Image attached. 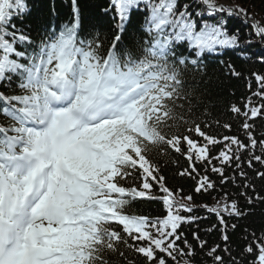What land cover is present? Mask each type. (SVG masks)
<instances>
[{"label": "snow or ice", "instance_id": "obj_1", "mask_svg": "<svg viewBox=\"0 0 264 264\" xmlns=\"http://www.w3.org/2000/svg\"><path fill=\"white\" fill-rule=\"evenodd\" d=\"M141 4L148 13L147 38L135 49H121L125 24ZM196 6L210 15L251 20L252 34L264 41V20L247 9L218 0H199ZM110 8L120 31L105 50L98 36L81 38L77 0H72V21L58 31L46 30L39 42L13 23L29 11L26 0H0V264H111L110 255L134 264L121 245L146 264H168L169 259L180 264L178 257L192 264L196 250L179 229L198 219L192 215L193 196L167 186L150 156L154 148L185 156L188 167L180 175L196 180V193L216 189L209 170L221 185L235 184L237 178L225 174L235 163L244 181L239 195L247 206L264 203L241 168L245 152L249 168L253 162L264 165V138L255 137L250 123L264 114V75L254 74L258 90L253 96L261 103L249 97L243 108L231 107L244 117L246 141L238 135L218 139L198 122L186 131L194 130L203 143L169 130L172 121L189 123L193 97L184 90L189 69L199 71L202 54L237 46L241 37L230 34L223 19L201 24L194 17L202 13H194L189 3L181 7L178 0H110ZM185 103L186 113L177 114ZM223 127L231 129V124ZM220 144L213 156L212 148ZM256 175L264 179V171ZM136 200L159 202L161 214L130 212ZM201 207L215 214L225 242L228 218L248 214L239 197L228 192ZM193 238L201 251L207 247L196 232ZM218 249L206 255L212 264H225ZM223 251L231 257L227 245ZM241 258L231 257L228 264H264V230L246 232Z\"/></svg>", "mask_w": 264, "mask_h": 264}, {"label": "trees", "instance_id": "obj_2", "mask_svg": "<svg viewBox=\"0 0 264 264\" xmlns=\"http://www.w3.org/2000/svg\"><path fill=\"white\" fill-rule=\"evenodd\" d=\"M29 11L24 14L23 19H15L13 23L17 27H22L26 33L31 35L33 40L39 42V39L46 34V30H59L61 26L70 23L73 19L72 0H26ZM80 10V36L84 39L99 37L103 42L106 50L115 35L117 34L118 17L114 9L110 8V0H77ZM181 7L185 3L192 5V11L209 14L203 6L197 7L199 0H178ZM230 3V4H229ZM228 7L239 5L247 9L251 17L256 20H264V0H229ZM144 5V4H142ZM248 6V7H246ZM254 12V13H253ZM53 13V14H52ZM147 10L140 7L133 9L130 15V20L125 24L124 32L120 41V48H132L138 46V43L146 39L144 32L145 15ZM259 14V15H258ZM195 16L194 18L201 24L207 22L210 24L216 23L218 19L226 21L225 27L229 33H236L241 37L240 43L231 48L218 49L213 54H202L199 71L189 69L184 77L187 83L184 85V90L193 97L191 103L192 113L187 116L189 123L184 124L179 120L172 121V127L169 129L173 132H179L181 135H190L191 138L197 139L203 143V138L198 137V134L193 130L187 132L186 129L193 127V122H198L202 126V130L218 139L223 136L238 135L240 139L246 141V133L241 125L244 122L243 116H237L231 111L233 104L243 108V105L248 102L249 97L255 105L261 103L260 98L253 96L258 90V84L254 74L264 75V41L256 38L251 32V20H245L243 16L238 18V15H222L215 14L209 16ZM233 17H236L234 19ZM243 21V27L238 32L234 28L238 27L236 23ZM250 41V43H249ZM212 57L210 62L208 58ZM231 66V68L229 67ZM239 73V75L233 74ZM193 81H195L193 83ZM13 83L11 87H15ZM0 90H4L0 87ZM177 103H180L179 101ZM188 104H184V108H176V113L185 111ZM225 123L231 124V129H225ZM253 125V133L257 139L264 138V114L250 120ZM187 145H185V148ZM223 144L212 148V155L215 156ZM256 154H260V149H254ZM154 162L158 163L161 168V174L166 178L167 186L170 189H183L184 195L191 194L193 196L194 211L192 215L197 217L194 222L185 223L179 229L195 248L196 254L192 257V264H212V259L206 253L216 245H219L217 255H223L225 264H228L231 257L241 258V252L244 247V237L246 232L255 231L259 235L261 230H264V203L255 202L252 206H247L246 199L240 196L243 190V179L239 178V173L236 171V165L233 163L227 166L225 174L229 177L235 176L236 183L220 184V177L217 174L208 171L211 179L216 182V189L208 192L196 193V180L188 175H180L181 171L188 167V161L181 153H176L172 150H167L166 154H162L160 148H154L150 154ZM249 153L243 154V168L248 175V178L254 183L255 189L261 195H264V179L256 175L257 171H264V165L259 162H253V167L247 166ZM218 163V161H217ZM203 174V166H199ZM129 180V183H132ZM139 183V179H136ZM225 192H228L233 198L239 197L240 206L246 208L248 214L243 218H228L227 223L229 240H222V233L215 214L209 213L201 205L208 204L212 206L216 199H219ZM154 194H159V189H154ZM252 194V193H249ZM129 211L136 214L150 215L156 217L161 214V204L157 201L136 200L129 207ZM236 224L235 229L231 227ZM215 225V227H213ZM211 231H208L209 229ZM196 232L200 240L207 241V247L201 251L199 242L193 238V233ZM131 243V241H130ZM183 247V241L180 242ZM231 249V257L224 252L225 246ZM121 250L125 252L127 261L134 264H146L142 256L137 255L121 245ZM111 264H126V260L121 259L118 255H110L108 257ZM183 259L178 257L180 264H183ZM250 259V257L248 258ZM168 264H173L169 259Z\"/></svg>", "mask_w": 264, "mask_h": 264}, {"label": "rangeland", "instance_id": "obj_3", "mask_svg": "<svg viewBox=\"0 0 264 264\" xmlns=\"http://www.w3.org/2000/svg\"><path fill=\"white\" fill-rule=\"evenodd\" d=\"M218 2L219 3H222V4H224V5H227L228 3H229V0H218ZM230 4V3H229ZM246 7H248V6H246ZM254 13V12H253ZM53 14V13H52ZM259 15V14H258ZM237 25H238V27H236V28H234L235 30H236V32H238L240 29H242V30H244L245 31V29H244V27H243V21H240V22H238V23H236ZM238 30V31H237ZM213 60V58L212 57H210L209 56V58H208V61H212Z\"/></svg>", "mask_w": 264, "mask_h": 264}]
</instances>
